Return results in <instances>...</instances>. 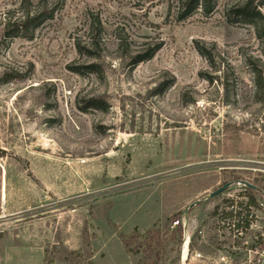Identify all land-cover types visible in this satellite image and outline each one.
<instances>
[{"label":"rangeland","instance_id":"1","mask_svg":"<svg viewBox=\"0 0 264 264\" xmlns=\"http://www.w3.org/2000/svg\"><path fill=\"white\" fill-rule=\"evenodd\" d=\"M20 1L0 0V264H145L156 230L158 264H180L175 215L206 257L192 264H264V37L231 11L244 0L184 20L176 0H28L52 17L32 40H3ZM250 1L264 16V0ZM91 22L96 60L76 48ZM146 46L151 59L124 58ZM240 182L259 208L245 207ZM232 207L253 215L246 230L232 227Z\"/></svg>","mask_w":264,"mask_h":264},{"label":"trees","instance_id":"2","mask_svg":"<svg viewBox=\"0 0 264 264\" xmlns=\"http://www.w3.org/2000/svg\"><path fill=\"white\" fill-rule=\"evenodd\" d=\"M28 0H21L20 1V10H19V17H7L4 19L2 23V37L3 40H13L15 38H23L27 41L32 40L33 32L36 26H38L41 22L42 17L44 14H48L49 18L52 17L50 12H47L46 8L42 6H37L31 9V4L26 3ZM25 4H28L29 7H25ZM214 9V0H176V15L180 20H184L194 13L201 11L204 15H209L212 13ZM231 11L238 17L243 18H255L262 24V30L260 31L258 27H256V34L258 38H262L260 32L263 33L264 37V16H262L255 6L252 5L250 0H244L238 5L230 8ZM100 24L96 22H91L88 26V41L85 42L84 45H80L79 43L76 44L77 51L79 54L85 55L88 59L96 60L100 58L98 50L100 49ZM119 47H122L121 42H119ZM156 49H152L149 46H146L142 51L134 52L131 55L125 54L124 58L129 61L131 66H136L137 64L147 61L151 59L155 54ZM88 73L98 74V65L96 63H91L86 66ZM75 72V71H74ZM77 72V71H76ZM81 74V73H79ZM256 85L259 87L261 83V73H258L256 76ZM104 102L98 99H90L87 103V108H92L99 111H105L106 107L104 106ZM3 154L0 152V156ZM247 194L245 195L247 198V203L245 205L246 208H259L256 199L255 193L258 192L257 188L251 189L249 187H244ZM242 205V204H239ZM241 208V207H240ZM243 213L242 209L239 210H230L226 213L227 217L229 216H236L240 217ZM174 216L172 222L178 221V226H176L175 231L171 232L170 240H175L176 236L178 235L181 239V234L183 232V228L176 217ZM245 219H241V222L236 223V228L240 227H249L250 220L249 212L245 215ZM253 215L251 216V218ZM250 218V219H251ZM135 237L131 236L129 239L124 240L123 244L126 251L130 254L136 255L138 254V249H133L131 247V242H135ZM165 238L163 239L160 235L159 231H149L144 237V248L143 252L146 253V257L144 259L145 264H158V256L160 252L163 250V243Z\"/></svg>","mask_w":264,"mask_h":264},{"label":"built area","instance_id":"3","mask_svg":"<svg viewBox=\"0 0 264 264\" xmlns=\"http://www.w3.org/2000/svg\"><path fill=\"white\" fill-rule=\"evenodd\" d=\"M249 209H252L249 207ZM231 210H233V207L231 208ZM247 211H243V213L241 214L240 217H236V216H230L228 218H230L231 220H233V224H232V227L235 228V231H243V230H246L247 228L245 227H240V228H236V223L238 222H241L240 220L241 219H245L247 215ZM249 218H251V215L249 213ZM178 221H174L171 225V228H175L176 226H178ZM182 228H183V231L185 233V241L183 242V245H182V249H181V259H180V264H192L194 262H203L206 257L199 251L197 250H190V239L188 238V235H187V229H186V224L183 223V225H181ZM250 227V226H249ZM187 235V236H186ZM184 247H185V250H186V256L185 258L182 257V253H183V250H184ZM215 264H232V261L230 258H228L227 256H224V255H219V257L217 258V260L215 261ZM248 264H253V263H248Z\"/></svg>","mask_w":264,"mask_h":264},{"label":"water","instance_id":"4","mask_svg":"<svg viewBox=\"0 0 264 264\" xmlns=\"http://www.w3.org/2000/svg\"><path fill=\"white\" fill-rule=\"evenodd\" d=\"M241 183H242L244 186H247V187H249V188H251V189H255L252 185H250V184H248V183H246V182H240V184H241ZM230 185H231V183H227V184H225V185L219 187V188L216 189L215 191L211 192V193L208 195V197L212 198V197H215V196L221 194V193L224 192V191H225ZM197 203H198V201L195 202V203H193V204H191V205H189V207L186 209L185 212H187L188 209L192 208V207H193L194 205H196Z\"/></svg>","mask_w":264,"mask_h":264},{"label":"bare ground","instance_id":"5","mask_svg":"<svg viewBox=\"0 0 264 264\" xmlns=\"http://www.w3.org/2000/svg\"><path fill=\"white\" fill-rule=\"evenodd\" d=\"M186 256V250H185V247H184V250H183V253H182V257L185 258Z\"/></svg>","mask_w":264,"mask_h":264}]
</instances>
